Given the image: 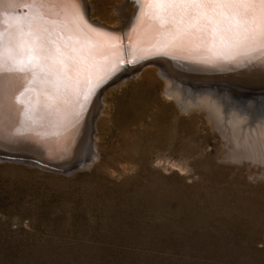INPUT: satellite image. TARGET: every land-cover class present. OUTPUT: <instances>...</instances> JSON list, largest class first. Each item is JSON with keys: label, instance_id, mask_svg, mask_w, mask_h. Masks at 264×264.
Listing matches in <instances>:
<instances>
[{"label": "rangeland", "instance_id": "1", "mask_svg": "<svg viewBox=\"0 0 264 264\" xmlns=\"http://www.w3.org/2000/svg\"><path fill=\"white\" fill-rule=\"evenodd\" d=\"M89 2L120 27L126 0ZM116 75L100 88L94 157L83 133L66 173L0 159V264H264V155L181 108L157 67ZM208 75L184 78L255 85L239 103L264 104V75Z\"/></svg>", "mask_w": 264, "mask_h": 264}, {"label": "bare ground", "instance_id": "2", "mask_svg": "<svg viewBox=\"0 0 264 264\" xmlns=\"http://www.w3.org/2000/svg\"><path fill=\"white\" fill-rule=\"evenodd\" d=\"M147 2L144 0L145 4ZM25 3L24 0H0V62L5 74L19 75L8 73L18 40L21 51L35 43L34 34L28 32L29 26L39 32L42 40L49 42L50 48L63 55L40 61L43 66L37 70L40 76L34 85L36 90L25 93L19 104L6 107L0 114L1 157L24 158L30 162L32 158L54 164L64 162L72 159L83 133H89L91 153L87 152L94 157L92 137L103 108L104 94L110 86L100 88L116 72L120 73L110 82L112 84L148 65L159 69L166 79V94L181 108H193L190 105L193 102L209 114L226 138L238 141L241 150L264 155V104L252 111L251 107L239 103L247 97L239 92L240 88L250 90L248 94L258 88L233 79L201 80L203 74L264 75V37L260 35L258 21L250 23L247 31L229 33L222 38L214 31V21L190 23L179 18H154L153 10H142L139 0H126L119 5L115 13L122 20L120 27L92 19L89 0H49L40 8H29ZM18 7H26V13L23 8L19 14ZM21 26L25 31L18 36ZM124 30L127 49L121 45L123 32L116 34ZM174 33L179 35L172 40ZM165 43L168 46L161 47ZM126 57L130 62L148 57L157 59L140 65L132 63L130 68L121 70ZM186 73L202 76L200 80L190 81L191 78H184ZM10 83L15 84V80ZM46 93H51L55 99H49ZM258 93H264V89ZM191 94L197 97L194 99ZM25 104L31 107V120L19 111Z\"/></svg>", "mask_w": 264, "mask_h": 264}, {"label": "snow or ice", "instance_id": "3", "mask_svg": "<svg viewBox=\"0 0 264 264\" xmlns=\"http://www.w3.org/2000/svg\"><path fill=\"white\" fill-rule=\"evenodd\" d=\"M48 2L49 0H26L25 6L40 8ZM139 3L142 10L152 9L154 18H179L190 23H199L201 20L214 21V31L219 32L222 38H226L229 33L247 31L250 23L258 21L260 35L264 37V0H148L147 4L144 0H139ZM24 31V27L21 26L17 30L18 36ZM28 32L34 34L35 43L21 51L18 40L15 45L16 55L8 69L9 74L19 75L15 77L6 75L0 62V114L6 107L19 104L20 98L25 93L36 90L34 85L40 76L37 70L43 66L40 61H46L58 54L63 55L59 50L50 48L49 42L42 40L39 32H34L31 26L28 27ZM178 35L179 33L172 34V40L177 39ZM167 46V43L161 45V47ZM13 79L15 84L10 83ZM46 96L55 99L51 93H46ZM19 111L26 119H32L30 105L25 104ZM0 138H2V130H0Z\"/></svg>", "mask_w": 264, "mask_h": 264}, {"label": "water", "instance_id": "4", "mask_svg": "<svg viewBox=\"0 0 264 264\" xmlns=\"http://www.w3.org/2000/svg\"><path fill=\"white\" fill-rule=\"evenodd\" d=\"M26 2V0H24ZM25 9V13L27 11L26 7H18L19 11H17L19 14L21 13V10L22 9ZM120 32H123L121 33V45L127 49V38H126V31H119V32H116L117 33H120ZM127 52V51H126ZM154 58H157V57H148V58H145V59H142L140 61H132L130 62V59L129 57H126L125 58V62L121 65V70H123L125 67H127L128 65H131L132 63H144L150 59H154ZM118 72L114 73V74H117ZM3 157L0 156V159H2ZM14 158H17V156H15ZM28 158V157H27ZM30 159V158H28ZM9 160H12V159H9ZM30 161H27L26 159H21V158H17V159H13L12 161H23V162H27V163H30L32 165H36V166H39L45 170H48V171H52V172H55V173H66L67 171L65 169H63L62 167L64 166V164L66 162L69 161V159L67 161H64V162H60V163H57V164H54V163H48V162H44V161H35V159H30ZM57 167V168H55Z\"/></svg>", "mask_w": 264, "mask_h": 264}]
</instances>
